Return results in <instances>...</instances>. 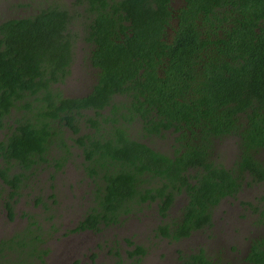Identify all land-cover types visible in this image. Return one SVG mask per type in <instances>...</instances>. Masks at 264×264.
Wrapping results in <instances>:
<instances>
[{
	"label": "trees",
	"instance_id": "obj_1",
	"mask_svg": "<svg viewBox=\"0 0 264 264\" xmlns=\"http://www.w3.org/2000/svg\"><path fill=\"white\" fill-rule=\"evenodd\" d=\"M81 2L88 21L82 39L96 70L81 97L54 90L72 61L65 9L47 6L0 22L2 210L13 219L32 170L47 165L52 177L80 156L92 206L73 232L116 225L143 204H155L161 238L180 241L211 227L220 201L236 198L243 185L264 186V0ZM137 121L147 135L171 133V154L133 136L128 125ZM226 137L237 144L228 168L214 159ZM179 195L185 204L167 222ZM40 229L29 221L1 240L0 264H44ZM244 261L264 264V237L251 241ZM177 264L216 262L198 250Z\"/></svg>",
	"mask_w": 264,
	"mask_h": 264
},
{
	"label": "rangeland",
	"instance_id": "obj_2",
	"mask_svg": "<svg viewBox=\"0 0 264 264\" xmlns=\"http://www.w3.org/2000/svg\"><path fill=\"white\" fill-rule=\"evenodd\" d=\"M80 2L0 0V22L29 17L52 5L65 9L71 15L72 61L68 75L54 87L68 98L86 95L96 79V70L88 61L91 46L82 39L88 21L86 6L83 1ZM85 113L87 116L93 115L89 111ZM134 123L128 125L133 136L160 152L171 154V133L164 131L163 136H150L143 131L139 121ZM2 133L0 130V139ZM215 150V161L226 168L231 167L236 159L235 140L222 139L217 142ZM258 157L263 158L262 155ZM51 170L47 165L32 170L25 181V188L14 203L12 220L8 219L0 205V241L20 232L29 221H36L41 226L39 233L43 243L40 248L48 251L43 258L44 264H177L181 257L198 250H203L216 264H246L245 253L251 241L264 237V216L260 215V210L264 209V186L259 184L243 185L236 198H224L212 210L211 227L180 241L158 236L156 228L162 220L157 215L155 204L138 206L121 217L116 225L101 227L98 232H73L78 221L92 206L93 183L83 172L80 156L68 159L62 170L52 177ZM36 198H40L44 204H37ZM184 204L185 197L177 196L169 210L167 222L179 217ZM135 246L143 248L145 254L130 257L127 252H131Z\"/></svg>",
	"mask_w": 264,
	"mask_h": 264
},
{
	"label": "flooded vegetation",
	"instance_id": "obj_3",
	"mask_svg": "<svg viewBox=\"0 0 264 264\" xmlns=\"http://www.w3.org/2000/svg\"><path fill=\"white\" fill-rule=\"evenodd\" d=\"M170 33H171V31H169ZM172 34V33H171ZM226 138H231V137H226ZM225 139V138H224ZM233 139V138H232ZM235 140V139H234ZM263 165H264V163H263ZM259 184V183H258ZM263 186V185H262ZM245 255H246V253H245Z\"/></svg>",
	"mask_w": 264,
	"mask_h": 264
}]
</instances>
